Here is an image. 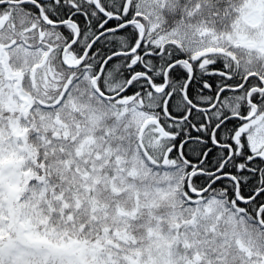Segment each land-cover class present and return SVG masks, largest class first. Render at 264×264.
<instances>
[{
  "label": "snow or ice",
  "instance_id": "1",
  "mask_svg": "<svg viewBox=\"0 0 264 264\" xmlns=\"http://www.w3.org/2000/svg\"><path fill=\"white\" fill-rule=\"evenodd\" d=\"M0 264H264V0H0Z\"/></svg>",
  "mask_w": 264,
  "mask_h": 264
}]
</instances>
